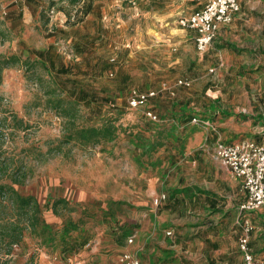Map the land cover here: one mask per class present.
<instances>
[{
    "label": "rangeland",
    "instance_id": "rangeland-1",
    "mask_svg": "<svg viewBox=\"0 0 264 264\" xmlns=\"http://www.w3.org/2000/svg\"><path fill=\"white\" fill-rule=\"evenodd\" d=\"M131 1L30 0L33 29L21 53L4 41L0 15V184L37 204L35 228L26 222L20 243L0 251L9 264L56 256L117 264L124 251L140 264H242L235 219L244 195L213 151L219 137L264 142V0H238L239 13L204 54L178 20L207 0ZM83 3L91 11L78 22ZM49 45L54 68L34 52ZM62 64L66 76L56 71ZM132 89L158 94L130 110ZM109 123L112 140H93L92 128ZM256 219L253 246L264 254ZM68 222L77 227L71 242L86 240L81 249L42 244L43 225L58 232Z\"/></svg>",
    "mask_w": 264,
    "mask_h": 264
},
{
    "label": "built area",
    "instance_id": "built-area-1",
    "mask_svg": "<svg viewBox=\"0 0 264 264\" xmlns=\"http://www.w3.org/2000/svg\"><path fill=\"white\" fill-rule=\"evenodd\" d=\"M239 12L238 0H208L203 7L188 17L180 18L178 24L183 29L193 32L194 47L197 53L204 54L216 37L220 26L229 25L234 16ZM178 88H189L186 80L176 82ZM162 91L174 95L173 89L162 87ZM157 92H140L132 89L128 93L126 104L130 110H138L146 107V104L157 97ZM150 121L157 122L158 117L150 108L142 111ZM197 123L195 118L192 119ZM203 126L212 128L206 122L199 121ZM215 131V129H213ZM214 154L220 165L234 178L242 182L245 193L244 201L238 206V226L240 234L237 240V250L242 264H264V254L254 253L251 246V235L254 227L247 215L264 210V142L256 143L249 140H241L226 143L217 139ZM164 196L154 200L157 205ZM128 244L133 242L129 237ZM66 264H86L79 260H68ZM117 264H140L138 258L130 252H122Z\"/></svg>",
    "mask_w": 264,
    "mask_h": 264
},
{
    "label": "trees",
    "instance_id": "trees-1",
    "mask_svg": "<svg viewBox=\"0 0 264 264\" xmlns=\"http://www.w3.org/2000/svg\"><path fill=\"white\" fill-rule=\"evenodd\" d=\"M72 2H79L80 0H71ZM91 11V4L83 3L80 9V15L78 18V22L81 21L84 17H86ZM232 48V47H231ZM234 49V48H233ZM54 46L49 45L45 51H34L36 56L40 59L46 58L48 60V66L50 68L55 67V60L58 55L54 54ZM235 50V49H234ZM53 53V54H52ZM57 73L66 76L69 74V68L64 66L63 64L57 67ZM72 95L78 94V98L84 100V102H90L87 95H83L82 89L73 88L70 90ZM77 92V93H75ZM67 95V94H66ZM68 96V95H67ZM95 98V97H92ZM154 100V99H153ZM95 102H97L94 99ZM226 115L225 113H222ZM189 114L185 115V118H188ZM241 116V115H239ZM244 117V116H243ZM114 127L112 125L107 124L104 127L92 128L91 134L92 139L99 142L98 136L101 135L105 137L107 140H112L114 136ZM147 149V147H145ZM201 194H205V192H201ZM9 203L8 206H5V201ZM10 211H14L15 214H11ZM37 212V204L32 197H21L16 191L7 185L0 184V251H4L5 255H9V252L13 246H16L20 243L23 231L26 230V222L28 224L31 223L32 219L35 217ZM30 229H34V222L30 224ZM42 231L39 234V238L43 245L59 247L63 249V253H68L70 251H77V249H81L85 244L86 240L82 241H74L71 242V233L76 231L77 227L75 224L68 222L65 224L60 231H53L51 227L48 225L42 226ZM36 230H34L35 232ZM0 264H9V262L5 259H0Z\"/></svg>",
    "mask_w": 264,
    "mask_h": 264
},
{
    "label": "crops",
    "instance_id": "crops-1",
    "mask_svg": "<svg viewBox=\"0 0 264 264\" xmlns=\"http://www.w3.org/2000/svg\"><path fill=\"white\" fill-rule=\"evenodd\" d=\"M128 1L132 2L131 0H128ZM13 2H15V3L13 5H11V7H0V15L2 14V15H5L7 17V21L5 22V26L2 25L3 27H5L7 29V31H6L7 32L6 33V39L4 41H8L7 42L8 46H10V48L12 50H14V52L19 50V52L21 53V52H23V50L26 51V49L23 48V45H25V44L29 45V41L28 40H29L30 35L32 34V29H33L32 25H31L32 23L28 19H26V17H27L28 13L33 11V7H29L30 0H20V2H18V3L16 2V0H11L7 4H12ZM203 5L201 6V8L203 7ZM201 8H199L196 11H199ZM196 11H194V12H196ZM237 14L234 16V19L237 16ZM0 19H1V17H0ZM225 26H228V25L220 26L218 31H217V34L222 29V27H225ZM217 34H216V36H217ZM193 37L194 36H191V39L194 42ZM28 49L32 50V49H30V47ZM157 122H159V119H158ZM213 158L216 161H218L217 158L215 157L214 151H213ZM236 181L240 185V189L242 190V193L244 195L243 200L238 204V206H239L245 199V193L243 191L242 182L239 179H236ZM162 195L165 197L164 194H162ZM162 195H160V196H162ZM160 196L153 197L152 200H153V205L154 206H156L154 204V200L158 199ZM238 206H237V216H236V219H235L236 240H238V237H239V234H240V229H239V226H238V223H237V221H238ZM254 214L256 215V218H257L255 222H258L260 227H261V229H262V231H264V210H261L259 212H254V213H251V214L247 215V217H248V219L250 220L251 223H252L251 216L254 215ZM167 234H169V233H167ZM253 235H254V231H253V233L251 235V246H252V249H253L254 253H257L256 249H254V246H253ZM127 252H129V251H127ZM260 253H262V252H260ZM258 255H261V254H258ZM67 261H68V259H66V258L62 259L61 257L56 256V257H53L51 264H66ZM83 262H85V261H83ZM85 263L87 264V262H85ZM241 263H242V261H241Z\"/></svg>",
    "mask_w": 264,
    "mask_h": 264
}]
</instances>
